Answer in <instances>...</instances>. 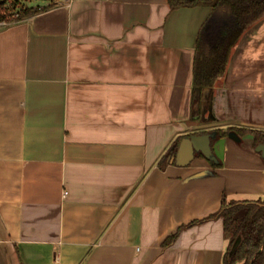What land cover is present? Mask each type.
<instances>
[{
    "label": "crops",
    "instance_id": "0c3cea01",
    "mask_svg": "<svg viewBox=\"0 0 264 264\" xmlns=\"http://www.w3.org/2000/svg\"><path fill=\"white\" fill-rule=\"evenodd\" d=\"M14 1L42 9L0 28V264H223V199L264 200L253 134H217L264 131V18L198 90L209 6Z\"/></svg>",
    "mask_w": 264,
    "mask_h": 264
},
{
    "label": "trees",
    "instance_id": "16d2710c",
    "mask_svg": "<svg viewBox=\"0 0 264 264\" xmlns=\"http://www.w3.org/2000/svg\"><path fill=\"white\" fill-rule=\"evenodd\" d=\"M1 1L0 19H4L9 15L4 4L10 1L15 7L16 2ZM167 2L172 9L195 6L212 8V13L199 33L196 45L194 88L198 90L214 86L216 80L226 71L232 47L252 24L264 17V0H167ZM41 9L36 7L20 10L14 20L33 15ZM208 24L211 27L206 29ZM232 131L239 136L251 133L256 145H264V131L261 130L231 127L227 132L220 130L217 134L225 136ZM181 140L182 138H178L172 143L170 150L160 159V163H169L175 158ZM217 216L222 218L224 229L231 233L223 264L238 262L264 264V200L228 202L223 199ZM239 237L241 242L231 254L234 243Z\"/></svg>",
    "mask_w": 264,
    "mask_h": 264
},
{
    "label": "water",
    "instance_id": "95a60500",
    "mask_svg": "<svg viewBox=\"0 0 264 264\" xmlns=\"http://www.w3.org/2000/svg\"><path fill=\"white\" fill-rule=\"evenodd\" d=\"M1 2L2 1L0 0V3ZM210 27L211 25L208 24L206 25L205 28L209 29ZM233 135H236V134H233ZM259 146H260L262 155L264 157V145L260 144ZM197 151H201L207 158L216 160V157L212 153V149L210 146V135L206 134V135H200V136L192 135L189 138H184L182 142L180 143L175 162L178 165H182V166L187 165L194 159L195 152ZM240 242H241V238L239 237L234 243V246L231 250V254L235 252Z\"/></svg>",
    "mask_w": 264,
    "mask_h": 264
},
{
    "label": "built area",
    "instance_id": "2783aa9c",
    "mask_svg": "<svg viewBox=\"0 0 264 264\" xmlns=\"http://www.w3.org/2000/svg\"><path fill=\"white\" fill-rule=\"evenodd\" d=\"M48 1H54V0H48ZM72 0H65V2H68L70 3ZM39 9L41 7H38ZM18 15V12H13V13H10L6 18L4 19H0V28L2 27H5V26H8L9 24L15 22V17H17ZM67 194L66 191H63L62 195L63 197Z\"/></svg>",
    "mask_w": 264,
    "mask_h": 264
},
{
    "label": "rangeland",
    "instance_id": "374dc122",
    "mask_svg": "<svg viewBox=\"0 0 264 264\" xmlns=\"http://www.w3.org/2000/svg\"><path fill=\"white\" fill-rule=\"evenodd\" d=\"M26 1H31V0H20V4H22L23 2L26 3ZM12 3H10V1H8L7 3L4 4V6L8 9L7 13L10 14V13H13V12H18L20 11V6L16 5L15 7L11 5ZM264 18V17H263ZM262 18V19H263ZM236 264H242L241 262H238Z\"/></svg>",
    "mask_w": 264,
    "mask_h": 264
}]
</instances>
